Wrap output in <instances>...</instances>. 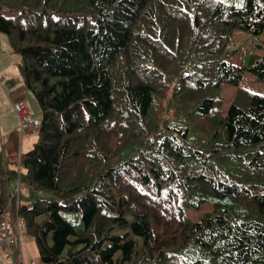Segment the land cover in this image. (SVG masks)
Here are the masks:
<instances>
[{
    "label": "trees",
    "instance_id": "16d2710c",
    "mask_svg": "<svg viewBox=\"0 0 264 264\" xmlns=\"http://www.w3.org/2000/svg\"><path fill=\"white\" fill-rule=\"evenodd\" d=\"M235 29L264 0H0L42 112L19 174L0 153V224L42 264H264V56L231 60Z\"/></svg>",
    "mask_w": 264,
    "mask_h": 264
},
{
    "label": "rangeland",
    "instance_id": "374dc122",
    "mask_svg": "<svg viewBox=\"0 0 264 264\" xmlns=\"http://www.w3.org/2000/svg\"><path fill=\"white\" fill-rule=\"evenodd\" d=\"M6 37L5 34H2ZM227 49L229 50V58L231 60H235L237 62H240V60L244 59L248 53H256L259 55L264 56V30L258 34H252L248 32H244L238 29H235L232 33L231 42L227 45ZM13 52V51H12ZM13 54L17 55L19 57V60L21 61V57L17 52H13ZM16 73L15 78L11 77L9 81L3 82V87L0 86V88L3 90L4 95L0 93V109L2 112H6L4 110L2 101L4 99V96L7 98L8 94H10V88L14 87L16 90L19 86L17 84H23L22 78L18 72V66L15 68ZM240 86H244L247 88H250L258 93L264 94V82L257 80L251 73H245L244 77L242 78L240 82ZM236 88L234 85L223 82L221 83L220 89L218 90V95L221 98V109L223 113H226L228 107L230 106V103L232 101V98L234 96V93L236 91ZM22 98L27 104L28 108L33 112V118H37L38 122H41L42 119V112L36 102L35 96L32 93V91L27 90L24 88L21 92ZM13 109V106H12ZM13 112L15 113L14 109ZM1 122L6 121V125L8 127L12 126L13 122L17 123V130H18V117L15 113V115H0ZM37 135L36 132L34 133H26L23 135V138L17 139L16 147L11 153H7L6 157L9 158L10 154L13 155V164L14 168L16 167L15 161L17 160L20 153L25 152L28 150L34 141H36ZM6 142V138L3 134L0 133V148L4 150V144ZM7 185H9L11 190H16V187L18 186L17 179L12 178L7 180ZM21 185L19 184V187ZM21 194L24 195L25 191L21 188ZM208 208V205H205L203 209L201 210V213H203ZM190 215L192 217H195L197 215L196 211L190 212ZM25 242H32L33 245L36 248V244L34 241V238L31 234L21 232L20 236V243L22 244V252H23V259L26 264L29 263V259L31 256H27L26 254V245Z\"/></svg>",
    "mask_w": 264,
    "mask_h": 264
},
{
    "label": "crops",
    "instance_id": "0c3cea01",
    "mask_svg": "<svg viewBox=\"0 0 264 264\" xmlns=\"http://www.w3.org/2000/svg\"><path fill=\"white\" fill-rule=\"evenodd\" d=\"M2 34L3 33H0V86L1 87H3L4 80L9 81L11 77L15 78V74H17L15 72L16 71L15 68L18 66V72H19V63H20L19 57L13 54L14 51L11 48L9 39L7 38V36L5 37ZM22 82H23V79H22ZM17 86L19 87L16 90H14L15 89L14 87L10 88V94H8L7 98L4 96L2 104L6 112L4 113L0 109V115H15L12 109V103L14 101L21 100L25 103V101L22 98V94H21L22 90H24L25 88L24 83L17 84ZM0 93L4 95V92L1 88H0ZM32 115H34L33 112H32ZM0 133L3 134L6 138V142L4 144L5 149L2 150V164L4 166H7L9 169H14L13 155L10 154L9 158H7L6 155L7 153L13 152V150L16 147L17 139H20V143L22 141L21 140L22 137L20 138L18 130H17V123L13 122L12 126L8 127L6 125V121L1 122V119H0ZM15 163L17 167V160L15 161ZM25 245L27 247L26 249L27 256L28 257L31 256L30 259L32 257L35 258L37 264H42L40 261V256H39L37 247L35 248L32 242H25ZM21 247H22V244H21ZM0 264H8V261L6 257L3 255V252L1 250V246H0Z\"/></svg>",
    "mask_w": 264,
    "mask_h": 264
},
{
    "label": "built area",
    "instance_id": "2783aa9c",
    "mask_svg": "<svg viewBox=\"0 0 264 264\" xmlns=\"http://www.w3.org/2000/svg\"><path fill=\"white\" fill-rule=\"evenodd\" d=\"M14 109L18 115L19 120V130L20 133L27 131H35L39 127V122L31 117L28 107L22 102L14 103ZM22 231V225L16 223L15 229L10 227V224L4 220L0 225V246L2 248L3 254L11 262V264H25L22 256V252H17V262H14V252L12 249L13 245L19 240L20 233ZM28 264H37L34 258L29 260Z\"/></svg>",
    "mask_w": 264,
    "mask_h": 264
},
{
    "label": "water",
    "instance_id": "95a60500",
    "mask_svg": "<svg viewBox=\"0 0 264 264\" xmlns=\"http://www.w3.org/2000/svg\"><path fill=\"white\" fill-rule=\"evenodd\" d=\"M0 185H1V178H0Z\"/></svg>",
    "mask_w": 264,
    "mask_h": 264
},
{
    "label": "clouds",
    "instance_id": "9594fccd",
    "mask_svg": "<svg viewBox=\"0 0 264 264\" xmlns=\"http://www.w3.org/2000/svg\"><path fill=\"white\" fill-rule=\"evenodd\" d=\"M250 89V88H249ZM252 90V89H251ZM254 91V90H253ZM256 92V91H255Z\"/></svg>",
    "mask_w": 264,
    "mask_h": 264
}]
</instances>
